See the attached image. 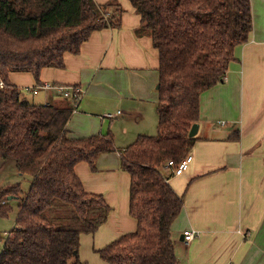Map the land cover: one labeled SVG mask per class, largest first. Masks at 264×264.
<instances>
[{"label":"trees","instance_id":"16d2710c","mask_svg":"<svg viewBox=\"0 0 264 264\" xmlns=\"http://www.w3.org/2000/svg\"><path fill=\"white\" fill-rule=\"evenodd\" d=\"M130 2L142 16L138 33L150 35L159 52L158 134L139 136L118 150L111 135L70 138L72 102L34 104L11 82L10 73L32 72L40 85L44 68H63L65 55L79 53L95 31L119 28L122 6L117 1L0 0V158L15 160L19 174L32 177L0 264H89L79 259L81 236L94 235L111 208L104 196L85 190L76 166L87 162L96 169L100 155L117 151L131 176L129 211L138 224L99 254L109 264H181L172 226L184 198L171 186L173 173L165 165L170 160L178 165L191 153L198 138L189 133L200 120L202 94L224 82L237 48L251 39L252 3ZM20 192V184L4 189L1 203Z\"/></svg>","mask_w":264,"mask_h":264},{"label":"crops","instance_id":"0c3cea01","mask_svg":"<svg viewBox=\"0 0 264 264\" xmlns=\"http://www.w3.org/2000/svg\"><path fill=\"white\" fill-rule=\"evenodd\" d=\"M95 1H117L124 9L121 26L95 31L79 53L65 55L63 68H44L41 84L85 91L68 123L70 138L111 135L114 143L132 144L139 136H155L159 52L150 35L138 33L142 16L130 0ZM236 58L224 82L202 94L192 160L169 181L184 198L172 226L181 264H264V18ZM10 80L34 104L68 102L56 89L34 94L38 83L32 72H11ZM76 174L87 192L104 196L111 208L94 234L96 252L137 229L129 211L131 176L118 151L100 155L96 169L79 163ZM186 230L199 236L186 243L181 240Z\"/></svg>","mask_w":264,"mask_h":264},{"label":"rangeland","instance_id":"374dc122","mask_svg":"<svg viewBox=\"0 0 264 264\" xmlns=\"http://www.w3.org/2000/svg\"><path fill=\"white\" fill-rule=\"evenodd\" d=\"M262 0H252L253 4V23H261L264 18V5ZM156 134V133H155ZM115 146L130 145L131 143H114ZM17 171L16 162L13 159H1L0 158V198L3 195V190L7 189L12 185H21V190L18 197L9 199L10 196H5L6 204L1 203L0 199V250L2 247L1 240L6 236L5 234L10 233L16 226V219L19 213V206L22 204L23 200L27 196L31 184L32 177L30 175H20ZM7 232V233H6ZM2 237V239H1ZM95 241L93 234H82L81 236V246L79 259L82 262H87L89 264H109L104 260L99 252L95 250ZM179 252H184L183 248L177 249Z\"/></svg>","mask_w":264,"mask_h":264},{"label":"built area","instance_id":"2783aa9c","mask_svg":"<svg viewBox=\"0 0 264 264\" xmlns=\"http://www.w3.org/2000/svg\"><path fill=\"white\" fill-rule=\"evenodd\" d=\"M226 77L224 78V80ZM3 87L4 84L1 83ZM40 89H56L65 99L72 102L73 107L76 108L79 102L82 100L85 91L82 87L79 86H65V85H54V84H45V85H37L32 89L34 94L38 93ZM114 115L110 114L109 117H113ZM192 160V155L189 153L186 158L176 165L174 161L170 160L166 163L165 168L170 170L173 173V176L181 175L189 166ZM8 235V234H7ZM199 236V233L195 230H186L184 231V241L186 243L192 242L195 238Z\"/></svg>","mask_w":264,"mask_h":264},{"label":"water","instance_id":"95a60500","mask_svg":"<svg viewBox=\"0 0 264 264\" xmlns=\"http://www.w3.org/2000/svg\"><path fill=\"white\" fill-rule=\"evenodd\" d=\"M198 129H199V124L198 123L193 124V126H192V128L190 130L189 135L191 137L196 136V134L198 133ZM12 198H14V196H10L9 197V199H12ZM181 240H184V235L181 237Z\"/></svg>","mask_w":264,"mask_h":264}]
</instances>
